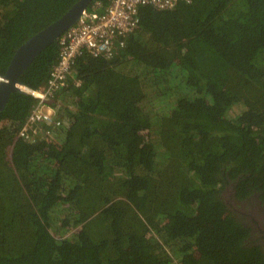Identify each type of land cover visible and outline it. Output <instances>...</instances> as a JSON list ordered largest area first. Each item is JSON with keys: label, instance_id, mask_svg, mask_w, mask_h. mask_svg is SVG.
I'll list each match as a JSON object with an SVG mask.
<instances>
[{"label": "trees", "instance_id": "trees-1", "mask_svg": "<svg viewBox=\"0 0 264 264\" xmlns=\"http://www.w3.org/2000/svg\"><path fill=\"white\" fill-rule=\"evenodd\" d=\"M76 1L0 0V76ZM136 18L108 57L75 58L50 102L57 126L18 135L26 93L0 112V264H264L221 199L232 184L264 205V0H178ZM59 51L19 82L43 87Z\"/></svg>", "mask_w": 264, "mask_h": 264}, {"label": "built area", "instance_id": "built-area-1", "mask_svg": "<svg viewBox=\"0 0 264 264\" xmlns=\"http://www.w3.org/2000/svg\"><path fill=\"white\" fill-rule=\"evenodd\" d=\"M177 1L109 0L102 13L84 9L78 21L59 37L58 61L53 66L47 83L39 89L21 86L22 90L36 101L18 135L33 138L40 129L42 130L43 124L45 126L59 124L50 102L55 92L64 86L71 64L77 56L87 51L92 56L108 57L114 42L137 27L136 13L139 6L146 5L164 10L172 8ZM44 133L48 134L49 129Z\"/></svg>", "mask_w": 264, "mask_h": 264}, {"label": "water", "instance_id": "water-1", "mask_svg": "<svg viewBox=\"0 0 264 264\" xmlns=\"http://www.w3.org/2000/svg\"><path fill=\"white\" fill-rule=\"evenodd\" d=\"M92 0H77L57 20L35 33L23 42L14 52L3 76H0V112L4 109L12 92L25 93L19 77L24 73L33 60L50 44L58 41L59 37L79 19L81 12L88 7ZM232 184L221 192V199L227 207L234 209ZM234 212V211H233Z\"/></svg>", "mask_w": 264, "mask_h": 264}, {"label": "flooded vegetation", "instance_id": "flooded-vegetation-1", "mask_svg": "<svg viewBox=\"0 0 264 264\" xmlns=\"http://www.w3.org/2000/svg\"><path fill=\"white\" fill-rule=\"evenodd\" d=\"M226 187H228V185ZM234 192L232 200L236 207L232 209L231 206L228 207V209L235 216L240 218L242 223H248L250 225L253 237L250 236L249 240L252 239L256 245L259 244L264 254V205H262L255 196L247 197L245 200L240 201L235 197Z\"/></svg>", "mask_w": 264, "mask_h": 264}]
</instances>
